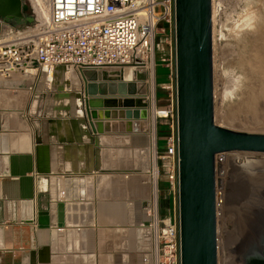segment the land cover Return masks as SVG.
I'll list each match as a JSON object with an SVG mask.
<instances>
[{"label": "crops", "instance_id": "0c3cea01", "mask_svg": "<svg viewBox=\"0 0 264 264\" xmlns=\"http://www.w3.org/2000/svg\"><path fill=\"white\" fill-rule=\"evenodd\" d=\"M157 65L158 85L164 88L172 83L171 74L168 81L163 70L167 64ZM84 74L100 85L102 98L119 97L121 82L106 81L115 75L105 71ZM82 75L57 68L49 82L39 73L34 90L28 88L31 79L21 84L18 79L0 82V264H121L115 252L123 246L129 251L137 248L133 230L138 221L137 147L145 122L94 120L99 132L91 134L92 141L77 98L83 95ZM44 80L50 85L46 89ZM98 113L103 115V110ZM123 143L130 147L124 175ZM165 148L166 139L161 138L159 150ZM161 165L164 168L166 161ZM40 177L44 179L41 184ZM140 187L146 204L152 188L144 183ZM163 193L173 202L168 190ZM123 196L128 210L125 219L131 227L124 242L120 228ZM60 202L65 205L63 226L58 222ZM43 248L49 249L48 262L42 260ZM130 264H138L137 255L133 260L131 255ZM149 264H154L153 255Z\"/></svg>", "mask_w": 264, "mask_h": 264}, {"label": "built area", "instance_id": "2783aa9c", "mask_svg": "<svg viewBox=\"0 0 264 264\" xmlns=\"http://www.w3.org/2000/svg\"><path fill=\"white\" fill-rule=\"evenodd\" d=\"M25 1L34 17L32 26H13L0 17V82L18 79L21 84L31 79L29 90H34L39 73L49 81L57 68L85 73L123 72L132 67L135 74L150 72L154 77L159 26L174 28L175 22V0ZM173 62L171 80L175 76V51ZM171 87L172 83L164 86ZM147 110L154 124L149 132L154 163L148 171L153 194L146 204L148 220L142 227L149 231L154 264H181L176 116L161 152L157 121L168 119L173 109H159L151 103ZM157 159L166 161L164 173L173 197L170 220L160 213L161 169Z\"/></svg>", "mask_w": 264, "mask_h": 264}, {"label": "water", "instance_id": "95a60500", "mask_svg": "<svg viewBox=\"0 0 264 264\" xmlns=\"http://www.w3.org/2000/svg\"><path fill=\"white\" fill-rule=\"evenodd\" d=\"M0 17L13 26L34 24L25 0H0ZM213 44V0H175L181 264H218L217 156L229 152L264 153V133L238 131L216 123ZM82 74L83 95L77 98L81 99L84 123L90 128L86 132L92 141L95 137L91 134L99 132L94 120L118 119V111L124 112L121 119L145 121L148 118L144 96L133 94L126 81L118 79L119 97L102 98L100 85ZM98 109L103 110V115ZM43 180L40 177L39 183ZM57 208L58 222L63 226L65 205L60 202ZM165 218L170 220L169 210ZM260 240V243L256 241L259 251L249 264H264V238ZM41 254L42 260L48 262L49 249L43 248Z\"/></svg>", "mask_w": 264, "mask_h": 264}, {"label": "rangeland", "instance_id": "374dc122", "mask_svg": "<svg viewBox=\"0 0 264 264\" xmlns=\"http://www.w3.org/2000/svg\"><path fill=\"white\" fill-rule=\"evenodd\" d=\"M249 6H252L251 9ZM263 7L264 0H213L215 120L218 125L238 131L264 133V112H261V108L254 111L250 116L252 118L248 115L249 118L246 121H239L232 115H235L240 109V105L245 102L254 80L253 77L257 74L254 57L259 53L257 40H260L264 33ZM251 10L252 12H250ZM247 17L253 19L254 22ZM244 22L245 26L243 25ZM174 51V28L161 24L156 37V65L162 62L174 70ZM105 72L107 74L115 73L107 70ZM138 75H141V78H138ZM106 79L107 82L109 80L118 82V79L126 81L119 72L118 76H107ZM153 81L154 85L152 86L149 72H147L137 73L130 81L126 82L133 94L139 93V96H144V100L149 106L153 99L154 104L156 103V89L158 87L156 75H154ZM171 82L172 87L167 89L170 93V104L165 109L172 107L173 111L168 119H158L157 125H173L175 121L174 75ZM41 83L44 89L50 86L45 80ZM120 112L117 114L119 118L122 117L121 114L124 115L123 111ZM256 112L258 113L256 114ZM255 115L259 117L256 118ZM144 122V133L143 136H139L137 147L139 198L136 210L138 221L137 226L133 227V230L137 232V248L129 251L123 246L122 251L115 252L117 258H121V264H130L131 255L132 260L133 256L137 255L138 264H149V255H152L151 250L149 253V231L142 227V224L148 220L145 208L149 201L146 204L143 203L142 187L140 186L143 183L150 185L148 171H151L154 163V149L149 138V132L153 130L154 124H152L149 114ZM129 154L130 147H125L123 143L121 150L122 175L126 173ZM157 162L161 168V163L164 161L157 159ZM216 162L217 182L219 183L217 185L218 264H249L256 251H259L256 241L258 240L260 243V239L264 238V153H223L217 156ZM162 195L160 192V200ZM124 198L125 196H123V217L120 226L123 232V242L128 236L125 235V232L131 228L129 220L125 219L128 210ZM142 228L143 230H140ZM107 254L109 253L107 252Z\"/></svg>", "mask_w": 264, "mask_h": 264}, {"label": "bare ground", "instance_id": "6f19581e", "mask_svg": "<svg viewBox=\"0 0 264 264\" xmlns=\"http://www.w3.org/2000/svg\"><path fill=\"white\" fill-rule=\"evenodd\" d=\"M263 6V5H262ZM250 7V6H249ZM252 7V6H251ZM251 7H250V9H251ZM264 8V7H263ZM261 10V9H260ZM250 12H252V10L250 11ZM249 12V13H250ZM260 12V11H259ZM247 13V15H249L248 14V12H246ZM253 16L255 15V14H252ZM260 16H262V14H260ZM245 17V16H244ZM247 18H249V17H247ZM247 18H245V19H247ZM253 18V17H252ZM256 18V17H255ZM263 18V17H262ZM250 19V18H249ZM248 19V20H249ZM261 19V18H260ZM251 21L253 20V19H250ZM247 21V20H246ZM253 22H254V20H253ZM258 21H256V23H257ZM242 23H243V21H242ZM241 23V24H242ZM250 23V22H249ZM259 23V22H258ZM251 24H253V23H251ZM260 24V23H259ZM262 24V23H261ZM264 24V23H263ZM244 26L246 25L245 24V22H244V24H243ZM251 26V25H250ZM255 26V25H254ZM237 27V26H236ZM257 27H259L258 25H257ZM244 28V27H243ZM257 29V28H256ZM255 30V29H254ZM259 34V33H258ZM245 37V36H244ZM260 38V37H259ZM258 38V39H259ZM256 40V39H255ZM258 42V45H257V47L259 48L258 50H256V51H258L259 53H257L256 54V57H254V60L256 61V64H255V69H256V72H257V74H255V76L253 77L254 78V80H253V82L251 83L252 85L250 86V91H248V97L247 98H245L246 100H245V102L242 104V105H240L241 107H240V109L239 110H237L238 112L234 115V114H232L233 115V118H235V119H237V120H239V121H246V120H248V118L254 113V111H257V110H260V108H261V112H264V33L262 34V37L260 38V40H257ZM252 42V41H251ZM255 44V43H254ZM255 49H257V48H255ZM255 51V50H254ZM254 61V62H255ZM253 62V63H254ZM68 71H70V70H68ZM67 71V72H68ZM107 71H112V70H107ZM250 71H251V69H250ZM66 72V73H67ZM254 73V72H253ZM253 73H251V74H253ZM69 75V74H68ZM112 75H115V76H118V73H113ZM149 75H150V81H151V85L153 86L154 85V81H153V75L149 72ZM122 76L124 77V79L126 80V81H130L132 78H133V76H135V71H134V69L132 68V67H126L125 69H124V71H123V74H122ZM251 77V76H250ZM252 78V77H251ZM248 86V85H247ZM244 99V98H243ZM152 100V99H151ZM263 101V102H262ZM153 105H154V99H153V101L151 102ZM226 112V111H225ZM258 112H256V114H257ZM260 113V112H259ZM149 114V113H148ZM230 114V113H229ZM262 114V113H261ZM248 115H249V117H248ZM259 115V114H258ZM256 116V115H255ZM261 116V115H260ZM263 116H264V113H263ZM231 117V116H230ZM259 117V116H258ZM257 116H256V118H258ZM250 118H252V117H250ZM255 118V117H254ZM255 118V119H256ZM264 119V118H263ZM264 122V121H263ZM154 151V150H153ZM263 174V173H262ZM249 180V179H248ZM252 180V179H251ZM250 180V182H252ZM260 180V179H259ZM258 180V181H259ZM261 182V181H260ZM256 183V182H255ZM262 183V182H261ZM261 183H260V185H261ZM256 186V185H255ZM254 187V186H253ZM251 188V187H250ZM255 188V187H254ZM138 216V215H137ZM132 219V218H131ZM136 220V219H135ZM140 230H143V228L142 229H140ZM147 231V230H146Z\"/></svg>", "mask_w": 264, "mask_h": 264}, {"label": "trees", "instance_id": "16d2710c", "mask_svg": "<svg viewBox=\"0 0 264 264\" xmlns=\"http://www.w3.org/2000/svg\"><path fill=\"white\" fill-rule=\"evenodd\" d=\"M164 25V24H162ZM159 65H156V82L159 83ZM164 72L166 73L167 80L169 81V75L171 74V70L169 67H163ZM156 104L159 109H165L170 104V93L167 89L162 88L158 85L156 89ZM171 133V126L168 125H157V135H158V147L160 148V139L164 138L167 139V137ZM161 151V150H160ZM164 151V150H163ZM161 179L159 182V189L161 194V200H160V213L164 217L166 215V210L172 209V200L170 197H164L163 191L169 190V181L164 173V168L161 166Z\"/></svg>", "mask_w": 264, "mask_h": 264}]
</instances>
